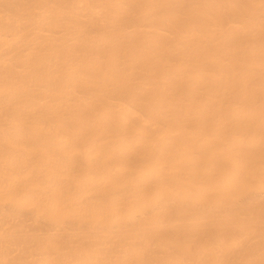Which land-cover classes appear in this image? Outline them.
Returning <instances> with one entry per match:
<instances>
[{"label":"bare ground","instance_id":"1","mask_svg":"<svg viewBox=\"0 0 264 264\" xmlns=\"http://www.w3.org/2000/svg\"><path fill=\"white\" fill-rule=\"evenodd\" d=\"M0 264H264V0H0Z\"/></svg>","mask_w":264,"mask_h":264}]
</instances>
